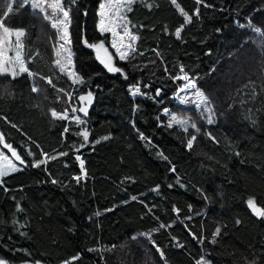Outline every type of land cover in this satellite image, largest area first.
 Returning <instances> with one entry per match:
<instances>
[{
    "label": "trees",
    "instance_id": "obj_1",
    "mask_svg": "<svg viewBox=\"0 0 264 264\" xmlns=\"http://www.w3.org/2000/svg\"><path fill=\"white\" fill-rule=\"evenodd\" d=\"M62 2L70 10V48L82 84H72L54 65L58 38L43 14L13 2V12L0 15L10 30L25 31L24 58L36 74L0 76L11 93L0 96V133L28 165L13 160L22 170L0 185V260L64 264L79 254L73 264H196L202 256L211 264H264V217L255 219L247 204L253 199L264 210V0H136L127 15L139 36L138 53L126 61L113 56L121 73L107 72L84 43L108 47L97 28L101 0ZM181 66L210 99L213 124L179 103L185 81L172 77L181 75ZM33 85L40 91L32 92ZM136 86L147 95L131 97ZM89 91L95 97L87 117L77 113L86 125L51 117V110L79 107L78 96ZM171 115L190 118L201 131L168 128ZM84 127L89 142L80 148L77 132ZM42 151L68 155L32 167ZM76 155L87 172L80 182L73 179L80 174ZM161 223L172 227L159 229ZM149 232L151 240L143 235ZM100 248L110 250L88 251Z\"/></svg>",
    "mask_w": 264,
    "mask_h": 264
},
{
    "label": "snow or ice",
    "instance_id": "obj_2",
    "mask_svg": "<svg viewBox=\"0 0 264 264\" xmlns=\"http://www.w3.org/2000/svg\"><path fill=\"white\" fill-rule=\"evenodd\" d=\"M16 5V8H22L25 6L30 5L31 9L34 13L43 14L42 19L48 21L51 25V28L55 30L57 34V43L54 47L55 52V61L54 64L56 68H58L61 74H64L68 77V79L72 82V84H82L83 79L82 77L75 71L74 68V61H73V53L71 51V37L68 30V26L71 23L69 9L66 8L62 2V0H13ZM13 2L6 3V11L0 12V15L7 16L9 13L13 12ZM202 0H196L197 4H200ZM4 3V0H0V4ZM75 3V0H73ZM136 3V0H104L103 3L99 5V12L98 15L100 17L99 20V31L103 35L108 33L111 35V47L115 49V55L119 57L121 61H126L130 58H134L135 55L138 53L137 49V41L139 40V36L134 34L131 31L130 24L131 21L128 18L127 13H130L133 8V4ZM172 3L175 4L176 0H172ZM151 7V5H148ZM179 8V5H177ZM181 15L184 16V22L191 23L192 16L188 15L187 13L183 12L181 9ZM195 15H199V10L197 9ZM134 27V25H133ZM240 27H244V25H240ZM249 28L254 29L256 32H260V29L254 28V26L249 23ZM0 76L7 75L11 77V79H16L17 77L21 76L22 74H27L29 77H33L36 74L33 73L28 67L27 63L24 58L23 48L24 44L22 41V37L25 36V31L17 30L12 31L8 27H6L3 23V20H0ZM182 28H178L175 32V36L177 39L181 38ZM15 36V42L13 43L11 37ZM87 47H90L96 50L97 59L100 60V63L104 65L105 68L109 72L112 73H121L122 69L120 67L114 66L113 64V54H111L108 48L105 47L104 42L99 43H89L87 40L84 41ZM155 51V50H154ZM12 53V55H9ZM39 53H37L38 55ZM143 55L142 52L139 53ZM159 56V52L156 53ZM167 71V69H165ZM181 75H177L172 77L173 80H183L185 83L183 86L179 88V92L183 93L188 90H195V108L197 110H201L202 114L207 113L206 120L209 125L215 122L214 120V112L211 107V101L208 97L205 96L203 92L197 89V84L194 79L189 77L187 73H185L184 67L181 66L179 69ZM127 78V77H125ZM44 79V77H41ZM49 84L52 83V80L49 78L47 80ZM145 88L149 87V85H144ZM32 92H39L40 89L33 85ZM131 95L133 97L140 96V95H147V93H142L141 87L136 86L130 89ZM8 93L7 86H0V96L3 94ZM160 90L156 89L155 96H160ZM68 96L69 102L71 103L72 96L70 93H65ZM189 97L185 96L180 100L181 104L187 105L189 103ZM93 100V93L91 91L87 92V94L79 95L78 101L80 103L79 107L72 106L71 113L69 115V111L65 110L63 113H59L56 110H51V117L56 120H65V121H74L77 126L86 125V120L82 119L81 115L77 113L83 114L84 117L88 115V106L91 105ZM165 114L169 113V109L165 108ZM174 125L179 126L184 132H188L189 128L194 129L195 133H199L201 131L200 128L197 127L196 123L193 122L190 118H183L178 117L176 115L170 116V122L167 124L168 128H172ZM12 127H16V125H12ZM64 133L69 132V128L67 126L64 127ZM191 134L190 138L187 141V148L189 150L192 149L193 143L197 139L196 134ZM77 135L83 138V143L80 145V148H83L89 142V131L86 127L82 128L80 131L77 132ZM211 137V134H208ZM141 139L147 140L144 137L143 133L140 134ZM103 139H108V137H104ZM100 141L97 140L95 143H99ZM151 143V141H148ZM0 145L3 148L7 149L8 152L11 153L12 157L15 158V161L19 162V165H24L27 167V163L25 159L18 153L17 149L13 147L12 143L5 142V135L0 133ZM37 147H40L37 145ZM80 148H77L76 151L79 152ZM29 156H32L33 153L28 151L27 153ZM43 159H39L32 163V167L39 168L41 165L47 164L50 160H56L59 157L67 156L68 152H58L56 154H48L46 152H41ZM162 155V154H161ZM76 161L79 162L80 174L75 175L73 179L77 182H80L83 178L87 176V172L85 170V162L82 159L81 155L75 156ZM67 167V164H65ZM22 169L17 166L16 163L13 162L7 155H5L2 151H0V185L3 184V180L5 177L10 176L13 173L21 171ZM174 171V169H173ZM55 179L52 180V183H56ZM171 187V185H169ZM7 190V189H5ZM154 191H159V186H157ZM137 197L133 196L132 200H136ZM248 207L252 210V212L257 217H264V210L256 206V202L253 199H249L247 201ZM147 207V205H145ZM20 210L19 208L17 209ZM151 211V209H149ZM174 211L179 214V209H175ZM101 213L97 212L96 215L99 216ZM239 223V221H237ZM172 227L171 224L165 225L163 223L159 224V229H165ZM157 229V230H159ZM221 228L217 227L215 232L212 235L211 243L215 244L217 242L216 237L220 235ZM151 240L152 234L151 232L143 234ZM194 239H197L195 235H193ZM199 242L203 244L204 238L200 237ZM153 246L156 248V251L160 254V257L163 259L165 257L164 251L156 246L155 241H152ZM178 247H183L182 244H177ZM108 248H100V249H88V251H108ZM81 256L78 254L75 257H72L70 260L65 261L64 264H73L75 260L80 259ZM0 264H4L3 260H0ZM165 264L167 261L165 260ZM196 264H211L210 260L205 259L203 256L196 261ZM255 264V261L252 262Z\"/></svg>",
    "mask_w": 264,
    "mask_h": 264
},
{
    "label": "rangeland",
    "instance_id": "obj_3",
    "mask_svg": "<svg viewBox=\"0 0 264 264\" xmlns=\"http://www.w3.org/2000/svg\"><path fill=\"white\" fill-rule=\"evenodd\" d=\"M11 0H9V2H10ZM104 2V0H101V2L99 3V5L101 4V3H103ZM8 3V2H7ZM99 5H98V9H97V17H98V22H97V28H98V30H99V20H100V17H99V15H98V12H99ZM6 9V7H4V4L2 3L1 4V12H3L4 10ZM0 20H2V19H0ZM12 31H17V30H12ZM0 32H2V29H0ZM100 32V31H99ZM102 35V34H101ZM103 35H107V37H108V47L107 46H105L106 48H108V50H109V52L111 53V54H113V56H115L118 60H120L119 59V57L117 56V55H115V49L114 48H112L111 47V39H112V37H111V35L110 34H108V33H105V34H103ZM11 40H12V42L14 43L15 42V36H13V37H11ZM91 50H92V52H93V54H94V57H95V59H96V61L107 71V72H109L108 70H107V68H105L104 67V65L103 64H101L100 63V60L99 59H97V53H96V50H94V49H92V48H90ZM9 55H12V53H9ZM55 61V60H54ZM55 65V64H54ZM109 73H112V72H109ZM179 91V90H178ZM130 95H131V93H130ZM185 96H187V97H189L190 99H189V103L187 104L188 106H190V107H195V100H196V97H195V91L194 90H188V91H185V92H183V93H180V92H178V101H179V103H180V100L183 98V97H185ZM131 97H133L132 95H131ZM76 103H74V105H75ZM181 104V103H180ZM181 105H184V104H181ZM71 107H72V105L70 106V113H69V115L71 116L72 115V113H71ZM206 116H207V113H203L202 114V112H201V110H200V118H202L203 119V121L205 122V123H207V120H206ZM1 148H3V146L2 145H0V149ZM5 149V148H4ZM1 151V150H0ZM9 158L10 159H12V157L11 156H9ZM13 160V159H12ZM14 162V161H13ZM15 163V162H14ZM5 264V263H4Z\"/></svg>",
    "mask_w": 264,
    "mask_h": 264
},
{
    "label": "water",
    "instance_id": "obj_4",
    "mask_svg": "<svg viewBox=\"0 0 264 264\" xmlns=\"http://www.w3.org/2000/svg\"><path fill=\"white\" fill-rule=\"evenodd\" d=\"M94 97H95V95H93V100H92V103H91V105L90 106H88V109L93 105V102H94ZM78 105L80 106V103H79V101H78ZM13 160L15 161V158H13ZM15 162H17V161H15ZM250 211H251V214L254 216V218L255 219H259L260 217H257L253 212H252V210L250 209Z\"/></svg>",
    "mask_w": 264,
    "mask_h": 264
}]
</instances>
